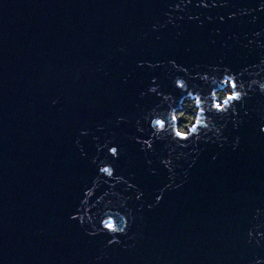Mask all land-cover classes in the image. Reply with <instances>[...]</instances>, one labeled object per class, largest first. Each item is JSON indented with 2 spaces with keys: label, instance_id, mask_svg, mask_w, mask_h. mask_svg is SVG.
Listing matches in <instances>:
<instances>
[{
  "label": "water",
  "instance_id": "95a60500",
  "mask_svg": "<svg viewBox=\"0 0 264 264\" xmlns=\"http://www.w3.org/2000/svg\"><path fill=\"white\" fill-rule=\"evenodd\" d=\"M259 3L0 0V264H255L264 259V239L256 235L264 233V226L257 228L264 215L256 218V210H264V134L259 131L264 95L258 88L243 107L234 102L236 117L217 118V125H224L221 140L209 134L207 142L177 148L172 173L161 163L169 158L165 142H154L151 151L136 143L148 139L137 130V120L148 133L142 117L160 103L156 94L140 93L158 85L164 94H174V79L185 78L170 61L192 77L213 75L212 68L259 71L264 59ZM245 11L249 14L241 15ZM252 78L264 79V73L242 77ZM107 140L122 149L113 161L114 175L135 186L101 184L90 201L115 192L98 207L122 198L135 217L128 234L118 237L121 243L111 247L106 246L111 236L89 237L87 223L81 227L70 219L98 174L92 160L104 158L107 149L98 153L97 147ZM136 189L143 193L139 200ZM125 208L104 211L115 217L126 214Z\"/></svg>",
  "mask_w": 264,
  "mask_h": 264
},
{
  "label": "clouds",
  "instance_id": "9594fccd",
  "mask_svg": "<svg viewBox=\"0 0 264 264\" xmlns=\"http://www.w3.org/2000/svg\"><path fill=\"white\" fill-rule=\"evenodd\" d=\"M200 6L207 8L208 4L201 3ZM215 6L214 3L212 7ZM176 8L179 10L180 5H177ZM259 11H264V0H260ZM248 14L247 11L241 13V15ZM234 15L235 14H233V16ZM189 19H191V17H189ZM169 20H171V17H169ZM153 30H157L155 26ZM256 35L259 36L260 33H256ZM249 43H251V41ZM121 51H123V49H121ZM170 64L177 72L184 73V76H190L187 69L178 67L175 61H170ZM148 67L151 68L156 66L149 64ZM256 67H259V71L254 74L249 72L247 68L239 73L233 72L227 67L223 69L222 73H220L219 69L212 68L210 71L215 74H202V84L206 85V87L202 88L200 86H195V90L188 89L178 97L172 93L164 94L158 90V85L149 87L147 93L141 92V97L147 94H156L160 99V103L156 104L155 107L142 117L144 123L150 130L148 133H145L144 128L139 127L140 121L137 120V130L142 135H148V139H136V143L141 144V151L153 150V144L156 141L165 142L166 146L170 148L169 158L161 160V163L169 173H172L171 156L177 148L184 149L188 148L190 145L195 146L209 137V134L215 136L218 141L221 140V133L224 125L218 126L217 118L224 119L229 116L233 118L236 117L238 115V110L234 102H239L240 106L243 107L244 101L249 97V93L253 92L256 88L259 89L261 95H264V79L252 78L248 82L242 79L245 73H248L250 76H259L261 73H264V59H261L260 65ZM200 76L201 74L197 73V77ZM174 83L176 87L179 88L180 85L184 83V77H176ZM152 84H157L155 78L152 80ZM193 93H195V95H193ZM183 101H188V106L183 105L181 103ZM186 112L189 114L186 115ZM245 115H247V113H245ZM123 121L124 117L118 118V122ZM233 123L238 124L239 121L234 119ZM259 131L261 134H264V126L260 127ZM81 135L86 136L88 133L83 131ZM108 142L109 140L102 145H98L97 152H104ZM205 142L207 141L205 140ZM236 144H239V138H237ZM109 156H112L111 149H108L103 159H100L99 156L93 158L92 163L98 169V174L92 182V186L83 192V198L80 201L79 208H77V214L70 217L71 220H79L81 227H83L85 223L90 226L91 231H86V235L89 237H95L97 235L111 236V239L107 240V247L120 244L121 241L118 237L128 234L130 224L135 219L131 209L125 208V201L122 198L118 201V204L108 200L103 204L102 208L98 207V205L105 200V197L109 195L117 196L118 194L115 192L106 191L94 203H90L101 184H108L110 188H114L118 184H126L128 188L135 187L129 183L123 175H114L115 168L112 163L108 161ZM112 159L115 160L117 157L113 156ZM213 159H215V157ZM148 163L150 165L151 161H148ZM104 169H109L110 171L105 173ZM169 179L174 180L175 177L170 175ZM136 191V199L139 200L143 196V193L140 192L139 189H136ZM162 196L163 191H161L160 196H157V203L162 199ZM109 207L118 209L125 208L126 214L117 212L115 217L109 215L104 211V209H108ZM93 209H96L94 213L92 212ZM90 213L92 214L90 215ZM262 215H264V210L257 209L256 218ZM262 226L264 225H258L257 228ZM256 235L260 239H264V233L257 231ZM248 237V242L251 243L253 237V232L251 230L248 232ZM255 264H264V259H256Z\"/></svg>",
  "mask_w": 264,
  "mask_h": 264
},
{
  "label": "snow or ice",
  "instance_id": "6c2138e0",
  "mask_svg": "<svg viewBox=\"0 0 264 264\" xmlns=\"http://www.w3.org/2000/svg\"><path fill=\"white\" fill-rule=\"evenodd\" d=\"M194 81H199L200 83H196ZM195 86H200V87H206V85L202 84V74L200 77H192V76H185L184 78V83L180 85L179 88L176 87L175 83H174V90H178V92H174L175 95H181L182 93L186 92L188 89H192L195 90ZM107 151L108 149L112 150V156L109 157H119L121 154V147L119 144H117L115 141L113 140H109L108 144H107ZM108 157V161H110L114 167V163H113V159H109ZM103 167V166H101ZM105 173H108L110 170L109 169H104Z\"/></svg>",
  "mask_w": 264,
  "mask_h": 264
},
{
  "label": "rangeland",
  "instance_id": "374dc122",
  "mask_svg": "<svg viewBox=\"0 0 264 264\" xmlns=\"http://www.w3.org/2000/svg\"><path fill=\"white\" fill-rule=\"evenodd\" d=\"M182 104L185 105V106H188V101H185V102H183ZM185 114L187 115V114H189V113L186 112Z\"/></svg>",
  "mask_w": 264,
  "mask_h": 264
}]
</instances>
